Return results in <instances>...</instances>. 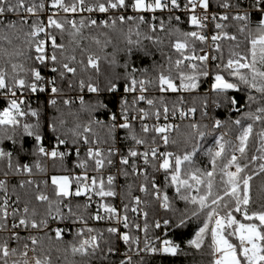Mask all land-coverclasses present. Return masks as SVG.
<instances>
[{
    "label": "snow or ice",
    "instance_id": "obj_1",
    "mask_svg": "<svg viewBox=\"0 0 264 264\" xmlns=\"http://www.w3.org/2000/svg\"><path fill=\"white\" fill-rule=\"evenodd\" d=\"M194 254L264 264V0H0V264Z\"/></svg>",
    "mask_w": 264,
    "mask_h": 264
},
{
    "label": "trees",
    "instance_id": "obj_2",
    "mask_svg": "<svg viewBox=\"0 0 264 264\" xmlns=\"http://www.w3.org/2000/svg\"><path fill=\"white\" fill-rule=\"evenodd\" d=\"M186 27V25L184 26ZM85 43L89 46V48L93 51H98V49H96L95 45L91 44L89 41H85ZM108 51H111V48L108 49ZM108 71V65L104 63V61H101V72H107ZM101 79H103V77H101ZM88 100V99H86ZM261 182L260 178L257 177L256 181H254V186L259 185ZM256 195V189L254 187V191H253V196L255 198ZM190 260L195 259L196 261L199 262V264H208V257L205 255L203 257H201L199 254H194L193 257L189 258Z\"/></svg>",
    "mask_w": 264,
    "mask_h": 264
},
{
    "label": "built area",
    "instance_id": "obj_3",
    "mask_svg": "<svg viewBox=\"0 0 264 264\" xmlns=\"http://www.w3.org/2000/svg\"><path fill=\"white\" fill-rule=\"evenodd\" d=\"M72 95L73 96H75L76 95V93H72ZM89 98V96H88V94L87 93H85V99H88ZM101 119H104L105 117H103L102 115H101V117H100ZM119 203V201H117V204ZM95 206L93 205V208H94ZM89 223L91 224L92 223V221H89Z\"/></svg>",
    "mask_w": 264,
    "mask_h": 264
}]
</instances>
